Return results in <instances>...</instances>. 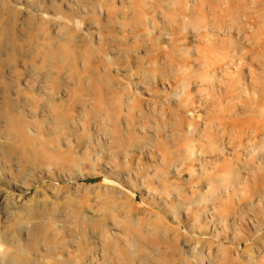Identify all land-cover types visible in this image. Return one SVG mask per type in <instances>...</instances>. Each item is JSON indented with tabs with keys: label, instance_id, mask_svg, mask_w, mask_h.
<instances>
[{
	"label": "rangeland",
	"instance_id": "rangeland-1",
	"mask_svg": "<svg viewBox=\"0 0 264 264\" xmlns=\"http://www.w3.org/2000/svg\"><path fill=\"white\" fill-rule=\"evenodd\" d=\"M72 2L73 0H39L49 16L58 14L57 5L64 13H70ZM127 3L128 0H108V7L100 15V25L104 27L86 21L83 33H79L74 41L71 37V33L76 32L74 25L67 33H61L63 22L49 24L48 43L44 44V51H49L50 44L49 54L55 58L45 64L40 47L45 36L40 31L39 18L29 14V10L35 13L38 9L30 4V0H12L15 9L11 11L10 18L7 16L6 19L9 26L15 27V40L11 46L19 56L23 55L16 56L19 59L18 67L25 78L22 76L21 89L15 86L18 92L13 89L14 86L12 88V95H15L12 97L16 98L20 93V101L16 103L18 108L15 106V109L7 104L6 95L10 87L5 82V87L4 83H0V125L5 126L10 121L17 129L22 128L21 132H24L25 127L31 128L34 134L39 133L42 140L47 142L44 143V151L52 157H59L60 161L55 165L50 164L48 168H33L31 165L25 167L20 162L25 149L9 145L6 151L10 150L11 154L0 160V198L28 201L47 196L52 200H57L58 197L63 200L70 194L74 203L64 209L68 216L78 212L80 207L85 214L91 216L88 206L95 205L100 209L94 217L96 227L104 224L105 220L101 217L107 216L109 232L115 223L112 212L116 208H126L131 210L133 220L136 219L137 212L142 219L146 218V213H150L153 214V222L160 226L171 225L189 234L195 231L196 235H200V229L203 228L204 235L209 240H215L219 236L221 242L226 240L229 244L237 243L236 233L241 230L255 231L251 222L244 225L241 214L233 219V214L229 213L227 233L220 226L219 219H213L212 214L196 216L189 213L186 206L174 219L173 215L163 210L159 197L153 192L160 181L142 180L135 175L132 177L134 184L125 182L123 176L116 179L112 175L111 166L106 164L107 155L100 163H89L82 143L77 145L78 151L68 152V145L62 137L59 145L65 151H52L54 130L68 118H82L87 98L92 94L87 88L88 78L95 77L99 80L104 75L105 67L114 62L119 71L117 67L111 68L110 84L113 89L121 80L128 78L129 68L132 72L140 73L133 77L132 91L141 94L136 102L146 113L149 111V101L162 100L164 95L172 94L173 90L177 94L186 93L189 104L187 112L180 109L177 100H171L170 106L183 119V132L187 133L189 122L195 121L196 132L193 139L198 143L195 144L192 161L183 164L182 159L188 156L183 147L186 141L183 138L178 144L166 141L167 146L177 149L169 157V180L179 181L180 187L191 184L200 193H206L209 184L200 177L204 176L205 169L211 171L215 167L217 172L230 175L233 183H251L255 166H251L248 172L238 173L233 170L240 169L242 164H250L249 153L244 151V146H249L250 141H255L250 151L264 146V76L260 75V67L264 65V7L257 4L256 0H137L134 17L133 12L127 13L129 20L134 18V26L125 28L113 21L124 19L125 13L116 10L127 6ZM66 19L70 20L71 16ZM185 19L189 21L187 25L184 24ZM182 28L186 30L182 31ZM37 33L39 40L35 39ZM59 43L65 45L62 56L57 52ZM20 48L23 54L18 52ZM188 49L193 51L188 52ZM73 51L77 56L74 64L70 59ZM165 63L182 74L177 79H163L159 68ZM85 65L88 66V76L84 75ZM15 69L16 67L8 70V74H12L14 78ZM153 74L155 84L152 85V92L143 85L139 88L135 86L141 80H150ZM39 78L41 93L35 90L38 89L36 81ZM81 81L84 88L78 87ZM153 93L159 95L154 96ZM110 94L103 87L98 93L105 98ZM35 95L42 104L38 114L33 111L37 100ZM53 95L57 97L56 101L52 100ZM129 100V97H125V103ZM127 110L124 109L125 112ZM90 130L95 133L94 124L90 126ZM152 135L154 132L150 131L149 136ZM204 145L207 148L202 151ZM26 150L32 155L30 147ZM138 160H142L146 166L154 163L149 151L134 153L130 162L133 168ZM158 160L157 156L155 162ZM259 162L258 154L257 163ZM189 168L196 170V178L187 170ZM62 170L74 173L77 178L70 184L60 175ZM155 175V168L145 173L146 177ZM114 179L115 186L109 183ZM256 187L264 188V177L257 178ZM185 190L189 196L192 195L191 190ZM178 199L179 196L173 193L172 201ZM257 202H236V211L238 213L244 207L245 213L250 214V208ZM205 207L212 213V205L207 202V197L200 206L201 213ZM117 217L123 220L124 214L118 213ZM106 235L104 232L94 234L90 231L89 247L93 250L98 248L100 240ZM194 243L191 241L186 244L181 234L180 247L189 256L192 255L191 245ZM252 243L254 251L264 252V236ZM238 244L240 248L247 247L243 240L238 241ZM69 245V248L76 249L75 243ZM212 251L215 252V249ZM61 254L67 259V252ZM95 254L93 251L91 258ZM205 254L207 255V250ZM141 261L153 264L151 257L143 254L135 264H141Z\"/></svg>",
	"mask_w": 264,
	"mask_h": 264
},
{
	"label": "clouds",
	"instance_id": "clouds-1",
	"mask_svg": "<svg viewBox=\"0 0 264 264\" xmlns=\"http://www.w3.org/2000/svg\"><path fill=\"white\" fill-rule=\"evenodd\" d=\"M256 3L264 7V0H256ZM30 4L38 9L35 13L29 10V14L34 18H39L40 31L45 36V41L40 47L43 62L47 64L55 58L54 55L49 54L50 44L48 45L49 51H44V44L48 43V25L57 21L63 22L60 28L61 33H67L68 29L74 25L76 32L71 33L74 41L79 33H83L86 21L101 28L104 27L100 25V15L108 7V0H73L70 13H64L57 5L58 14L56 16H49L39 0H35V3L30 0ZM136 5L137 0H128L127 6L116 10L125 13L124 19L113 21V23H120L125 28L133 27L134 18L129 20L127 13L133 12L134 17ZM13 9L15 5L12 4V0H0V45L7 43L11 47L15 40V27L5 26L2 19L10 15ZM67 16H71V19H66ZM187 23L189 21L185 19L184 24L187 25ZM183 30L186 28H182ZM84 35L88 37L87 33ZM35 39L39 40V33ZM64 50L65 45L59 43L57 52L62 56ZM187 51L192 52L193 49ZM70 59L73 64L76 62L75 51L71 53ZM108 59L111 60L110 57ZM113 67H117L119 71L118 66L111 62L105 67L104 75L100 76L99 80L95 77L88 78L87 88L92 94L87 98L82 118H68L54 130L52 151H65L59 145L62 137L68 145V152L78 151L77 145L82 143L89 163H100L107 155L106 164L111 166L112 175L116 179L123 176L125 182L134 184L132 177L135 175L142 180L160 181L159 185L153 188V192L159 197L163 210L173 215L174 219L185 210L186 206L187 211L196 216L212 214L213 219H219L220 226L227 233V220L231 212L233 219L237 214L243 215L244 225L251 222L255 231L241 230L235 235L237 243L229 244L226 240L221 242L219 236L215 240H209L204 235L203 228L200 229V235H196L195 231L189 234L171 225L160 226L154 223L153 214L146 213V218L142 219L140 213L137 212L136 219L133 220L130 209L116 208L112 212L115 223L109 232L106 224L107 216L101 217L105 223L99 228L96 227L94 217L100 209L95 205L88 206L92 213L91 216L85 214L82 207L78 212L68 216L64 209L74 203L70 194L63 200L59 197L57 200H52L47 196L43 199L33 198L28 201L15 198L8 201L0 198V264H80L83 256L92 255L93 251L96 254L90 264H135L141 254L151 257L153 264H205V262L207 264H264V252L254 251L252 243L264 236V188L256 187L257 178L264 177V146L252 148L250 151V147L255 144V141H250L249 146H244V151L249 153L250 164H242L240 169L233 170L238 173L248 172L251 166H255L251 183H233L230 175L219 173L213 167L211 171L205 169L204 176L200 177V179L207 180L209 184L206 193H200L191 184L180 187L179 181L168 179L169 157L177 149L167 146L166 141L171 140L174 144H178L183 138L186 141L183 147L187 150L188 156L181 162L188 164L192 161L195 144L198 143L193 139L196 123L190 121L189 131L183 132V119L179 112L170 106L171 100H177L180 109L187 112L189 104L186 93L177 94L176 90H173L172 94L164 95L162 100L153 99L149 101V111L146 113L136 102L138 98H141V94L138 91H132L133 77L140 73L132 72L129 68L128 78L121 80L113 89L110 84ZM159 74L167 80L177 79V76L182 73H178L169 63H165L160 66ZM84 75L88 76L87 65H85ZM260 75L264 76V65L260 67ZM154 84L155 74L150 80H141L135 86L139 88L143 85L149 92H152ZM78 87L84 88L85 85L81 81ZM101 87L107 88L111 94L106 98L98 95ZM153 95L159 94L153 93ZM125 97L130 98L128 103H125ZM125 108L128 109L127 112L124 111ZM93 124L95 133L90 130ZM150 131L154 132V135L149 136ZM44 143L47 142L42 140L39 133L34 134L31 128L25 127L22 135L21 130L9 122L7 128L0 129V160L11 154L10 150L6 151V149L12 145L25 149L23 156L20 157V162L25 167L31 165L33 168H48L50 164L59 163V157H52L44 151ZM28 147L32 149V155L28 154L26 150ZM205 148H207L206 145L202 146L201 150ZM144 151H149V155L153 156V165L146 166L142 160H138L136 167L133 168L130 162L134 153L143 154ZM236 151L238 152L239 148ZM258 154L259 163H257ZM157 156L159 160L155 162ZM152 168L156 169L157 175L146 177L145 173ZM187 170L194 178L197 177L194 168ZM161 174H163V179H161ZM60 175L70 184L77 178L74 173L66 170H62ZM116 179L109 183L115 186ZM198 183L199 180H197ZM185 189L191 190L192 195L189 196ZM173 193L179 196L177 201H172ZM205 197L212 205V213H209L206 207L203 213L200 212V206L205 203ZM239 201L258 202L250 208V214H246L244 207H241L237 213L235 204ZM118 213L124 214L123 220L118 219ZM90 231L94 234L96 232L107 233L104 239L100 240L99 247L94 250L89 247ZM66 233L68 235H65ZM181 234L186 244L191 241L195 242L191 245V256L180 247ZM240 240H243L247 247L240 248L238 244ZM70 243L76 244L75 250L68 247ZM212 249H215V252ZM205 250H207V255ZM62 252H67V259L61 254ZM141 264H144V261H141Z\"/></svg>",
	"mask_w": 264,
	"mask_h": 264
},
{
	"label": "bare ground",
	"instance_id": "bare-ground-1",
	"mask_svg": "<svg viewBox=\"0 0 264 264\" xmlns=\"http://www.w3.org/2000/svg\"><path fill=\"white\" fill-rule=\"evenodd\" d=\"M9 16H11V15H8V17ZM8 17H4L5 19H3V23L5 24V26H9V24H8V20L6 19V18H8ZM10 18V17H9ZM25 21V20H24ZM28 27V26H27ZM20 30H23V28L22 29H20ZM25 30V29H24ZM20 32H22V31H20ZM24 33V32H23ZM21 43V42H20ZM23 47V46H22ZM20 54L22 53L23 54V52H22V50H21V48H20V50L18 51ZM16 53V54H15ZM20 57V56H23V55H20L19 56V54L14 50V49H12V46L11 47H9L8 45H7V43H5L4 45H0V82H2V84L5 82V83H7L6 85H7V87L9 88L10 87V89H8L9 90V92H8V90H6L7 92H8V94L6 95V97H7V101H8V103L7 104H10V106L13 108V109H15V106L17 105L16 103H19V101H20V93L19 94H17V97L16 98H14V97H12L13 95H12V88H13V86H14V88L13 89H16L15 88V86L17 87V89H21V82H22V79H23V77L22 76H24L23 75V72H21L22 70H20L19 69V67H18V61L17 60H19V59H17L18 57ZM16 67V71H15V78H14V76L11 74H8V70L9 69H13V68H15ZM38 76H40V75H38ZM24 78H25V76H24ZM26 80V79H25ZM40 81H41V78H39V80H37L36 81V87L38 88V89H35L36 91L38 90H41L40 88H39V83H40ZM5 83H4V87L6 86L5 85ZM8 85H10V86H8ZM12 85V86H11ZM17 89L15 90V91H17ZM23 89V88H22ZM34 90V91H35ZM4 92V91H3ZM18 92V91H17ZM40 92V91H39ZM41 93V92H40ZM39 93V94H40ZM4 94V93H3ZM24 95V94H23ZM41 95V94H40ZM39 95V96H40ZM2 96H5V95H2ZM15 96V95H14ZM36 96V95H35ZM13 98H14V100H13ZM6 99V98H5ZM36 99L37 100H35L34 102H35V104H34V106H35V113H39V111L41 110V108H42V104L39 102V97H37L36 96ZM52 100L53 101H56L57 100V97L55 96V95H53L52 96ZM23 101V100H22ZM20 104H22V103H20ZM19 106V105H18ZM11 107H10V110H11ZM17 107V106H16ZM24 107V106H23ZM8 108H9V106H8ZM18 108V107H17ZM23 109V108H22ZM15 111V110H14ZM17 112V111H16ZM15 112V113H16ZM25 113V112H24ZM13 118V117H12ZM3 122V121H2ZM8 122V121H7ZM7 122L5 123V126L4 125H2L3 126V129L4 128H7L8 127V125H9V122H8V124H7ZM7 124V125H6ZM13 124V123H12ZM2 126L0 125V129H2ZM13 126H14V124H13ZM22 128H19L18 130H21ZM24 130V129H23ZM22 134H23V132H21ZM8 156V155H7ZM225 174V173H224ZM225 175H227V174H225ZM70 246V245H69ZM68 246V247H69ZM66 258H68V257H66ZM90 261H92V258H91V256L90 255H88V254H85L84 256H83V259L81 260V264H90Z\"/></svg>",
	"mask_w": 264,
	"mask_h": 264
}]
</instances>
